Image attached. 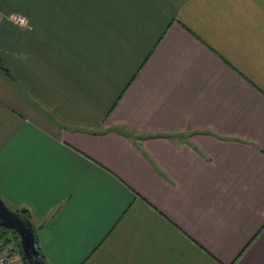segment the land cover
Masks as SVG:
<instances>
[{
	"label": "crops",
	"instance_id": "0c3cea01",
	"mask_svg": "<svg viewBox=\"0 0 264 264\" xmlns=\"http://www.w3.org/2000/svg\"><path fill=\"white\" fill-rule=\"evenodd\" d=\"M0 64L45 264H264V0H0Z\"/></svg>",
	"mask_w": 264,
	"mask_h": 264
},
{
	"label": "water",
	"instance_id": "95a60500",
	"mask_svg": "<svg viewBox=\"0 0 264 264\" xmlns=\"http://www.w3.org/2000/svg\"><path fill=\"white\" fill-rule=\"evenodd\" d=\"M0 225L12 230L19 237V244L29 264H44L38 257L36 238L30 223L25 222L18 213L11 211L0 197Z\"/></svg>",
	"mask_w": 264,
	"mask_h": 264
},
{
	"label": "trees",
	"instance_id": "16d2710c",
	"mask_svg": "<svg viewBox=\"0 0 264 264\" xmlns=\"http://www.w3.org/2000/svg\"><path fill=\"white\" fill-rule=\"evenodd\" d=\"M0 71H3L5 73L7 72L3 68V66L1 64H0ZM14 212L18 213L20 215V217L25 222L31 224L32 215H31V213L28 210H26V209H18V210H14ZM31 226H32V224H31ZM33 232H34V235H35V231L34 230H33ZM35 237H36V235H35ZM10 244H13L14 245V250L17 251V254L20 257V264H29L27 262L26 258L24 257L23 253H22V250H21V247H20V244H19V237L17 236V234L15 232H13L12 230H9L7 228H4V227H2L0 225V245H2L4 247H7ZM35 246H36V249L38 251V257H39V259L44 262L43 256L39 252V248H38L37 241L35 243ZM12 251L13 250L11 248L10 252H12Z\"/></svg>",
	"mask_w": 264,
	"mask_h": 264
},
{
	"label": "built area",
	"instance_id": "2783aa9c",
	"mask_svg": "<svg viewBox=\"0 0 264 264\" xmlns=\"http://www.w3.org/2000/svg\"><path fill=\"white\" fill-rule=\"evenodd\" d=\"M10 16H8V20H10L9 19ZM10 21L22 29L28 26V22L26 18L18 13L15 14V19ZM8 248L11 249L10 246ZM0 264H20V257L17 253L10 252L9 249L4 248L2 245H0Z\"/></svg>",
	"mask_w": 264,
	"mask_h": 264
},
{
	"label": "clouds",
	"instance_id": "9594fccd",
	"mask_svg": "<svg viewBox=\"0 0 264 264\" xmlns=\"http://www.w3.org/2000/svg\"><path fill=\"white\" fill-rule=\"evenodd\" d=\"M10 20H14L15 19V14H13L12 16L9 17ZM21 59H26L25 55H21L20 57Z\"/></svg>",
	"mask_w": 264,
	"mask_h": 264
},
{
	"label": "rangeland",
	"instance_id": "374dc122",
	"mask_svg": "<svg viewBox=\"0 0 264 264\" xmlns=\"http://www.w3.org/2000/svg\"><path fill=\"white\" fill-rule=\"evenodd\" d=\"M9 246L12 248V250H13L12 252L17 253V251L14 250V245H13V244H10ZM9 246H7V247H4V246H3V247H4V248H7V249H9V250H11L10 248H8Z\"/></svg>",
	"mask_w": 264,
	"mask_h": 264
}]
</instances>
